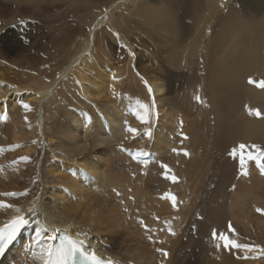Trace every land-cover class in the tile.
<instances>
[{"label": "bare ground", "instance_id": "obj_1", "mask_svg": "<svg viewBox=\"0 0 264 264\" xmlns=\"http://www.w3.org/2000/svg\"><path fill=\"white\" fill-rule=\"evenodd\" d=\"M71 1L0 0V14L5 12L7 16L19 3L25 5L26 13L39 3L53 11L50 3L65 7ZM93 1L97 7L106 8L105 17L98 12L84 17V23L92 17L89 21L93 29L62 25L60 41L64 49L36 62L37 72L35 68H26L29 73L20 74L7 69L14 65L11 61L5 66V56L10 52L0 53V193L19 194L0 195V202L15 206L0 209V225L17 215L16 207L27 213L35 201L40 212L36 218L49 226L43 243L38 245L34 241L40 228L33 223L0 264H43V247H53L60 232L75 239L80 231L89 234L86 247L116 264H264V255L259 251L218 250L210 238L213 228L228 231L231 221L238 233L234 239L264 248V213L226 209L227 190L231 187L227 183L241 170L239 159L230 156L231 150L241 143L264 141V89L248 83L249 77L264 80V0H197L190 13L189 7L186 9L190 0H181L184 7L177 3L179 0H148L147 12L142 13L143 0L122 1L127 5L125 10L144 27L142 36L152 33L148 40L154 49L143 55L145 67L139 60L141 55L128 44L129 39L122 40L114 26L122 2ZM148 16L150 24L145 26ZM81 30L89 35L82 55V43L73 46L72 39ZM11 47L23 46L14 43ZM112 47L118 51L113 52ZM118 66H123V72ZM69 73L71 78L67 79ZM120 77L126 81L132 77L135 82L128 81L120 91ZM36 79L43 80L36 86V94L16 92L7 100L4 85L17 91L22 89L20 83ZM59 82L56 92L51 86H59ZM148 86L153 93L148 92ZM54 97L61 100L47 112L44 101ZM137 99L150 105L149 125H157L159 138L154 135L152 146L143 135L126 131L128 125L137 128L141 123L132 112ZM25 103L31 110L23 108ZM246 106L258 109L262 115H249ZM7 111L11 121L3 123L1 117ZM198 139H207L208 146ZM208 141L215 161L210 163L211 183L202 194L206 195L202 197L205 202L197 206L198 162L205 159L206 163L211 158L202 159L204 148L210 147ZM138 149L150 153L147 165L134 158ZM185 151L190 155H184ZM166 154H170L171 161ZM23 156L30 159L20 160ZM162 163L169 165L177 182L164 178ZM207 163L202 165L206 168ZM260 179L258 182H262ZM30 185L32 192H27L26 199H19L20 192ZM169 193L177 198L175 207L164 198ZM241 200L238 197L235 203ZM254 201L261 202L259 197ZM53 227L59 231H53ZM169 227L175 235L169 233ZM150 246L157 251L169 247V258L151 255Z\"/></svg>", "mask_w": 264, "mask_h": 264}, {"label": "rangeland", "instance_id": "obj_2", "mask_svg": "<svg viewBox=\"0 0 264 264\" xmlns=\"http://www.w3.org/2000/svg\"><path fill=\"white\" fill-rule=\"evenodd\" d=\"M116 1L117 2H122L124 0H109L110 3H113V2H116ZM147 1L148 0H143L142 1L141 5H140L141 13L142 12H147L146 11V9H147L146 6H147V3H148ZM177 3H182L181 7L185 6V3L183 1H181V0H179V2H177ZM196 3H197V0H190L189 3L187 2L186 9L189 7L187 13L188 12L190 13V8L191 7L194 8ZM50 5L52 6L51 10H53V11H47L45 9L46 8L45 6H47V5L43 6L42 4L39 3V4L35 5L36 6L35 9L33 8V10L31 12H26L25 13V11H24L25 10L24 9L25 5L19 3L18 5H14L13 8L10 9V11L8 12L9 16L8 15L6 16L4 14L5 12L0 14V51H1L0 53H5V51H9L10 52V53H7V55L5 54L6 55L5 57H7L6 60L8 59L7 60L8 64L6 63L5 66H8L9 63L11 64V61H12V63H14V65H16L15 63L18 64L16 66L13 65L14 67L12 65H9L7 69L10 68V69H12V71H16L19 74H20V72L21 73H23V72L24 73H27V72L29 73V71H30L29 69L32 70L33 68H35L34 72H37L36 69H38V68H36V66H35L36 62H38L41 58L43 59V57H49L50 58L52 56L53 52L55 53V51H58L59 49L60 50L64 49V47H63V45H61V41H60V40H63L62 36L60 35V30L63 28L62 25H68V24L76 25V24H79L81 26H85V28L86 27L88 28L90 26V28L93 29L94 25L90 24V21L92 20V17L87 18L88 20L86 19L87 23H84V21H82L83 18L88 16L92 12L101 13L102 17H105V15L107 13V11L105 12L106 8L103 7V9H102L100 7H97L96 2H94L93 0H72L65 7H62L60 5L53 4V3H50ZM149 5H150V3H149ZM125 6H127L126 3L122 2V4L121 3L119 4V8L117 9V12L115 13V17H114V24H115L114 26L118 29L117 32H118L119 36L121 35L120 37H121L122 40H126L127 41V39H129L127 41L128 44L131 45V49L133 50V52H135L136 54L141 55V56H139L140 57L139 60H140L141 64L144 65V67H145L146 64L143 63L142 57L147 51H152L153 52V49H154V47H153L154 45H152L149 42V40H148V36L152 37L151 36L152 33L151 34L147 33V36H146L147 38L145 36L143 37L142 35H144L143 33L145 31L144 27L139 26V23L137 22L136 18L134 16H132L131 13H128L125 10L126 9ZM52 8H54V9H52ZM124 12H126V13H124ZM143 15H146V14L143 13ZM102 17H100V18H102ZM150 18L151 17L148 16V17H146L144 19L145 26H148V24H150V21H149ZM216 22H217V18L215 20V23ZM218 22L215 25L219 24ZM143 29H144V31H143ZM142 31H143V33H142ZM156 35L158 37H160L159 33H157ZM88 37H89V35L87 34V31L86 30H81L80 32H78L77 36L75 35L72 38L73 39V46L78 45L79 41L82 43V45L80 47L81 49L79 50L80 55L83 54L82 53L83 52V47L85 46V44H86V42L88 40ZM130 39H132V41ZM2 40H4V41H2ZM109 40H111V39H109ZM145 40H146V42L148 44L144 42ZM34 41H36V43H34ZM129 41L133 42V43H129ZM14 43L15 44H20L23 47H20V48L19 47L18 48L17 47L16 48L13 47L14 48L13 49L11 46ZM56 44H58V45H56ZM145 44H146V46H143ZM147 45H148V47H147ZM41 46L43 48L45 46L44 51L40 50ZM112 48H113V52H117L118 51V49H115L114 47H112ZM143 49H145V50H143ZM140 52H141V54H140ZM26 62L30 63V64H27ZM22 65H23V67H22ZM29 65H30L31 68L29 67ZM17 66L19 67L18 68L19 70H17ZM120 68L123 69V66H118L117 69H120ZM72 69L76 70V67H74ZM12 71H11V73H13ZM121 71H119V72L121 73ZM55 78L56 79L59 78V75H57ZM66 78L70 79L71 78V74L70 73L67 74ZM124 78L125 77H122L121 79H123V80L120 79L118 81L119 82V84H118L119 85V90L120 89L122 90V88L124 89L123 86L126 87L128 85V81H130V80L134 81V79L132 77L129 80H127V81H126V79L124 80ZM53 80L54 79H52V81ZM42 81H43L42 79H36V80H32V81L29 80L27 82H22V83H20V86L22 87V89L21 90H17V91H16L15 87L6 84L3 87V92H4L7 100L13 98V95L16 92H17V94H22V93H25V91H26L27 94H36L35 88ZM57 81H61V80H57ZM60 83H62V82H59V86L53 85V86H51V88H54V86H55L54 90L57 92L60 89ZM21 84L22 85L24 84V85L22 86ZM65 84H66V82H65ZM120 85H121V87H120ZM23 87H26V89L25 88L23 89ZM67 87L71 88V85L70 86L67 85ZM75 87H77V84H76ZM75 94H76V96L78 95L77 92H75ZM107 96H108V94H107ZM86 98H88V96ZM89 99L91 100L93 98L89 97ZM60 100L61 99L58 98V97H54L53 99L47 98L44 101V105H45L46 111L48 112L49 110H53L54 107L56 106V103L58 101H60ZM99 101H101V100H99ZM9 109H10V107H9ZM11 117H12V115H9L8 111L3 113L2 117H1V122L3 121V123H4V122H7L8 120L11 121ZM143 125L146 126V124H142V123L138 124L137 125V129L139 131H141L142 133L141 132H139V133L141 135H143L147 139L148 145L152 146L154 144V141H155L156 132H158L157 125H153L154 127L152 125H149V124H147V126L149 125L150 127H147V126L145 127ZM144 128H145V130H144ZM149 130L151 131V133H153L151 135V137L145 135V133L148 132ZM154 135H155V137H154ZM156 138L158 139L159 136L157 135ZM148 139H149V141H148ZM198 140L200 141L201 139H198ZM202 140L204 142V145H206L207 144V139H206V142L204 141V139H202ZM202 140L200 142L203 144ZM185 141H188V138L185 139ZM263 143H264V141L263 142H258V143H256V142H246V145H248L250 149L248 148L247 150H245V157L247 156V152L248 151H252L251 145L256 144V145H260L262 148H264V144ZM14 144H15V142H14ZM17 144L19 145V142H16V145ZM21 144H23V143H21ZM209 144H210V142H209ZM207 146H208V144H207ZM207 146L206 147L204 146L205 147L204 151L206 150L207 155H205L206 153L203 152L205 156L203 155L202 159H203V157L207 158L208 156H210V150L212 149V147H211V144H210L211 148L210 147L208 148ZM124 151H126V150H124ZM166 157L168 158L169 161H171L170 160V154L169 155L166 154ZM208 159L209 158L206 159V163L209 161L207 163L209 168L208 167H206V168L204 167V165H206L205 159L203 161L201 160L202 162H204V165H202L201 161L198 162V163H201V164H199V165H201V169L198 168L199 167V166H197L198 163L196 164L197 172L200 169L199 172H198L199 174H197V176H198L197 178L199 179V180H197L198 183L197 184L195 183V185H196L195 193H197V195H196L197 200H195V201H196V205L197 206L205 202V201L202 202L203 201L202 197L205 195L204 194L202 196V194L205 193V190H207V188H209V185L211 183V182L210 183L208 182V181H210L209 173L213 170V169L210 168V163L212 164V162L215 161V159L213 157H211L210 160H208ZM154 161H155V159L153 160V162ZM26 163H29V162H26ZM250 164H252L251 166H254L256 168V170L254 169L252 171L251 170L252 168H251ZM256 166H257V163H255V161H247V163L245 165V169H241L240 172H238V174H236L235 178H232L233 183H230V182H232V180L228 181L227 184H229V185H227V186H230V184H231V187L230 188L228 187V190H227V195H228V197H227V205L228 206L226 207V209L229 212H235L237 210L236 212H252L251 214L255 215L256 213H258L257 209H264V188H262V187H264V178H263L264 176L263 177L260 176V175H262L261 173L264 174V170H261L259 168V166L258 167H256ZM210 169H211V171H210ZM243 170H247L249 175H244L243 174V172H244ZM250 170L252 172H254V173L252 174V172H250ZM241 171H242V173H241ZM261 171H263V172H261ZM254 174L255 175L257 174L256 175L257 177ZM259 178H261L260 180H262V182L261 181L258 182ZM247 179H249V180H247ZM250 183H252L254 186L250 185ZM0 184H1V182H0ZM207 185H208V187H207ZM246 187H247V189H246ZM196 188H197V190H196ZM253 188H255V192L257 191L258 195H254V193H253L254 189ZM257 188H258V190H256ZM260 188H262V189H260ZM32 190H33V186H31V185L28 186L27 192H32ZM236 190L238 192H235ZM249 190L252 191V193ZM24 192H20L19 199L24 200V199H26L28 197V195H22ZM239 193L242 194V196H240ZM248 193H251L252 196L250 194H248ZM236 194L238 195V197L240 199H242L241 200L242 201L241 204H240L241 201H239V203L236 202L237 205L239 204L238 207L235 206L236 205L235 201L238 198V197H236ZM253 195L255 197H259V199L261 200V202H259V203H261L262 205L259 204V203L258 204L255 203V201H254L255 197H253ZM203 199H206V198L204 197ZM250 201L255 203V204H257V205L252 204ZM3 203L8 204V202H3ZM254 205H255V207H254ZM237 208L240 209V211H238ZM0 209L2 211L7 210L6 207H0ZM171 212H174V211H171ZM233 222L236 223L237 221L235 220ZM150 248H152V249H150ZM150 248H149L150 249L149 251H150L151 255L154 253V255H157V256L159 255L158 257H160V256L162 257L161 251L154 250L153 246H150ZM176 248H179V245H177ZM27 249L28 248H25L24 251H26ZM158 249L160 250V249H163V248H158ZM167 249L169 251H171L169 247H167ZM167 249L164 248L163 250L167 252L168 251ZM168 258H169L168 255L165 256V259H168ZM25 259H26V257H25Z\"/></svg>", "mask_w": 264, "mask_h": 264}, {"label": "snow or ice", "instance_id": "obj_3", "mask_svg": "<svg viewBox=\"0 0 264 264\" xmlns=\"http://www.w3.org/2000/svg\"><path fill=\"white\" fill-rule=\"evenodd\" d=\"M113 79H115V77H113ZM144 83L147 84V81H144ZM248 83L257 85L261 89H264V80L257 81L249 77ZM148 92L153 93V89L151 86H148ZM195 98L197 99V101H201L200 96H196ZM154 104L155 98L153 95L152 105L154 106ZM23 108L31 110V106L27 103L23 104ZM247 110L249 115H255L258 117L262 115V113L258 109L247 108ZM132 112L141 123L146 125L150 123L151 108L148 103H142L139 99H137L134 106L132 107ZM156 115L158 116L159 113L157 112ZM125 123H127V121H125ZM182 123L183 122L181 121V124ZM126 131L132 133L133 135H140L139 130L137 128L131 127L130 125L127 126ZM145 134L149 137H151L152 135L150 130ZM19 146L20 145H17L16 147ZM248 148V145L241 143L238 145V147H234L231 150L230 156L239 159L241 169H245L247 161H255L259 168L261 170H264V148H262L260 145L253 144L251 145L252 151H248L247 156L245 157V150ZM2 150L3 149H0V151ZM173 151H175V149ZM149 155L150 153L143 149H138L133 154L135 159H137L138 161L142 160L145 165H147L149 162L146 159ZM184 155L189 156L190 153L185 151ZM19 159L27 161L30 158L27 156H23ZM160 167L164 170L162 174L165 179H168L173 183L177 182L178 177L173 173L168 164L162 163ZM243 174L248 175L247 170H244ZM0 195L5 197H15L19 194L15 192H6L0 193ZM22 195H27V190ZM164 198L171 200L173 207L176 206L177 198L175 195L169 193ZM0 207L11 209L15 206L12 204H5L3 202H0ZM15 211L17 215L13 216L11 220L0 225V256H4L10 250V247L14 244V242L21 236L22 232L29 228L33 223H35L40 228V230L36 232V239L34 241L36 244L40 245L43 243V237L48 231L49 226L43 224L41 220L36 218L40 215V212L36 207L35 201L33 202L32 207L27 209V213H25L18 207L15 208ZM257 211L264 213V209H257ZM140 222L141 224L144 223L143 221ZM145 228L147 229V225H145ZM227 229L228 231L221 232H218L215 228L211 230L210 238L213 242V246L216 249L219 250L223 248L229 251L232 249H243L246 251H259L262 255H264V248H260L259 246H256L254 248L249 244L241 243L238 238H233V236L238 237V233L232 226L231 221L228 222ZM52 230L59 231V229H56L54 227ZM168 231L170 234L175 235V232L171 227H169ZM229 233H231V235ZM88 235L89 234L87 232L80 231L77 234V238L73 239L71 237H68L62 239L57 247H52L50 245L43 247L40 253L43 264H116V262L112 259L105 260L100 257L97 254L96 250H90V246L86 247V245L88 244ZM149 239H151V237H149ZM159 251H161L162 255L164 256L168 255V253L163 249H160ZM241 258L247 259L249 257Z\"/></svg>", "mask_w": 264, "mask_h": 264}]
</instances>
